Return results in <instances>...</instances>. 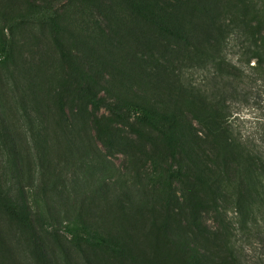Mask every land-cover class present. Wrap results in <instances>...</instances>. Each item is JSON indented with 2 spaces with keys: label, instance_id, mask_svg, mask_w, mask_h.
I'll return each mask as SVG.
<instances>
[{
  "label": "rangeland",
  "instance_id": "1",
  "mask_svg": "<svg viewBox=\"0 0 264 264\" xmlns=\"http://www.w3.org/2000/svg\"><path fill=\"white\" fill-rule=\"evenodd\" d=\"M32 4L63 29L30 18ZM263 15L264 0H0V32L14 53L8 64L0 57V184L26 188L32 209L25 229L0 199V264H186L191 232L203 244L237 234L230 203L194 209L210 194L186 152L125 106L138 97L168 103L191 44L217 47L220 29ZM236 44L230 37L227 55L238 63ZM242 80L231 122L259 143L264 75L246 68ZM85 88L99 107L81 98ZM24 110L48 141L43 167ZM246 253L264 264L263 245Z\"/></svg>",
  "mask_w": 264,
  "mask_h": 264
},
{
  "label": "trees",
  "instance_id": "2",
  "mask_svg": "<svg viewBox=\"0 0 264 264\" xmlns=\"http://www.w3.org/2000/svg\"><path fill=\"white\" fill-rule=\"evenodd\" d=\"M30 15L55 31L63 29L50 9L32 4ZM219 34L222 41L217 47L190 45L193 49L189 64L178 70L168 103L138 97L125 106L166 135L179 151L186 152L190 170H198L197 181L210 194H205L207 199L201 200L199 206L194 204L196 211L207 213L230 203L240 219L237 234L226 236L221 243L209 237L204 244L195 242V234L191 232L185 246L182 245L188 256L186 264H251L247 246L253 243L264 246V138L255 143L237 135L228 106L230 98L243 85L246 68L264 75V15L255 26L231 22ZM230 37L237 39L238 63L228 59ZM13 54L5 32H0V57L5 64L12 61ZM254 60L256 63L252 66ZM80 96L99 107L97 94L90 89H82ZM24 112L30 125V144L43 167L48 141L38 140L40 135L33 131L34 122L27 110ZM112 112L116 114L118 109L113 107ZM197 141L204 143V147L198 146ZM0 199L6 202L8 215L13 220L25 229L32 228L26 188L16 185L14 179L4 186L0 184ZM81 228L90 234L84 226Z\"/></svg>",
  "mask_w": 264,
  "mask_h": 264
}]
</instances>
